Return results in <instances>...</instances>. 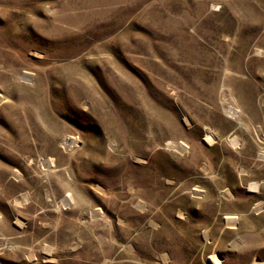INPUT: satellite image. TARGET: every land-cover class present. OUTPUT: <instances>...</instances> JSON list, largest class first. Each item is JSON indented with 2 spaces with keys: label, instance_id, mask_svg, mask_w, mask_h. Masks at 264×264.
Instances as JSON below:
<instances>
[{
  "label": "rangeland",
  "instance_id": "1",
  "mask_svg": "<svg viewBox=\"0 0 264 264\" xmlns=\"http://www.w3.org/2000/svg\"><path fill=\"white\" fill-rule=\"evenodd\" d=\"M213 255L264 264V0H0V264Z\"/></svg>",
  "mask_w": 264,
  "mask_h": 264
},
{
  "label": "bare ground",
  "instance_id": "2",
  "mask_svg": "<svg viewBox=\"0 0 264 264\" xmlns=\"http://www.w3.org/2000/svg\"><path fill=\"white\" fill-rule=\"evenodd\" d=\"M26 75H27V74H26ZM206 140H207L208 142L212 141L211 137H209V136H206ZM234 222H235V218H227V224H233ZM40 252L48 255V253H49L50 251L47 250L46 248H42ZM31 257H32V256H31ZM46 258L49 259V260H51L49 257H46ZM210 259H211V262H212L213 264H219V261H218V259L216 258V256L213 255Z\"/></svg>",
  "mask_w": 264,
  "mask_h": 264
}]
</instances>
